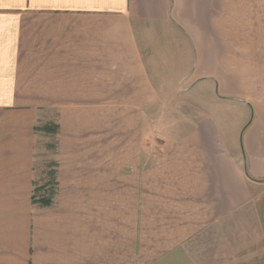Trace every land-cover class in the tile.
I'll list each match as a JSON object with an SVG mask.
<instances>
[{
  "label": "crops",
  "instance_id": "1",
  "mask_svg": "<svg viewBox=\"0 0 264 264\" xmlns=\"http://www.w3.org/2000/svg\"><path fill=\"white\" fill-rule=\"evenodd\" d=\"M245 1L0 0V264H264V222L247 219L264 109L241 130L244 161L230 128L249 111L205 110L246 90ZM57 101L97 104L77 117ZM55 114L58 190L35 201L37 125Z\"/></svg>",
  "mask_w": 264,
  "mask_h": 264
},
{
  "label": "rangeland",
  "instance_id": "2",
  "mask_svg": "<svg viewBox=\"0 0 264 264\" xmlns=\"http://www.w3.org/2000/svg\"><path fill=\"white\" fill-rule=\"evenodd\" d=\"M246 11H248V15H251L250 12H253L254 18H247L246 20H239L240 23L239 28H241V36L239 35L236 37V41H233L238 47L240 44L246 45V53H247V63L253 64V66L247 67V84L246 90L240 95L235 96L238 100L233 101L230 100L224 106H220L217 103H208L205 106V110L209 111L210 113L214 112L216 115L221 116L223 112L229 111L231 114V120L240 123V120L244 118L242 114L243 109L245 108L246 111H249L246 123L241 127V129L236 133H233V129L230 128L232 131V135L230 137V141H232L233 149H236L239 154H241L243 161H244V153L242 148V137H241V130L246 128V126L250 123V118L253 116V112L255 109L260 111L264 109V0H246ZM241 37V38H240ZM240 38V39H239ZM241 50L242 48H238ZM238 50V51H239ZM256 65V66H254ZM261 66V67H260ZM198 95H207L208 92L205 89H200L197 92ZM180 99L177 100L179 102ZM122 101H120L121 103ZM176 102V103H177ZM97 104L96 101H66L64 104L62 102L57 101L56 106L61 109H71L77 114V117L80 113V110L85 106H91L92 104ZM62 104V105H60ZM100 104V103H99ZM102 104V103H101ZM119 107L120 110L123 108L118 101L115 103ZM119 104V106H118ZM104 105V103L102 104ZM65 106V107H63ZM104 106H102L103 108ZM220 107L224 108L221 109ZM121 112V111H120ZM123 112V111H122ZM214 114V117H215ZM109 115V114H108ZM124 116H119L121 120ZM54 118V119H53ZM162 120L159 116L152 115V121L158 122ZM244 120V119H243ZM54 122V123H53ZM242 122V121H241ZM58 123V114H55L50 121H48V116H44L41 121H39L37 125L38 131V143L40 145L38 149V156H39V165L35 170L34 175V199H52L54 194H56L58 187L56 186V156H57V142L59 139V135L57 132L48 133L45 131L50 129L53 131V125ZM48 125H51L50 128ZM243 128V129H242ZM43 129L45 131H43ZM122 134H119V138H122ZM107 137H101L99 147L96 148L97 154L99 155H109V149L106 147ZM121 146V145H120ZM100 150V151H99ZM124 154V150L120 147V155ZM79 163L75 165V169L72 170H65L63 172V182L68 184L71 182L72 184L77 185V173L79 168ZM261 184L263 182H260ZM125 183L120 181V187H125ZM263 188L261 190V195H259V201L252 209H249V217L248 220H262L264 222V186H260ZM119 203H125V196L119 197ZM251 204L248 205L250 208ZM238 217L234 218L236 220ZM264 227V226H263ZM239 227L238 221H232L231 227V238H232V247L237 244V239L239 234ZM244 228H241V231H244ZM264 231V228H263Z\"/></svg>",
  "mask_w": 264,
  "mask_h": 264
}]
</instances>
